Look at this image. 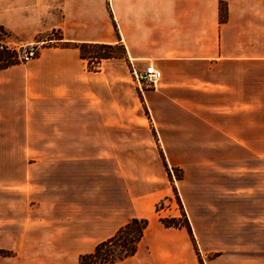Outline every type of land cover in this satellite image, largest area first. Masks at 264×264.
<instances>
[{
    "label": "crops",
    "instance_id": "1",
    "mask_svg": "<svg viewBox=\"0 0 264 264\" xmlns=\"http://www.w3.org/2000/svg\"><path fill=\"white\" fill-rule=\"evenodd\" d=\"M0 26L21 44L58 34L0 70V264H80L133 218L148 220L137 252L108 264H264V183L235 164L255 157L236 125L258 107L264 0H0ZM80 44L118 45L127 68L89 71ZM152 125L168 165L182 156L193 237L156 214L173 188ZM192 141L216 163L187 161Z\"/></svg>",
    "mask_w": 264,
    "mask_h": 264
},
{
    "label": "rangeland",
    "instance_id": "2",
    "mask_svg": "<svg viewBox=\"0 0 264 264\" xmlns=\"http://www.w3.org/2000/svg\"><path fill=\"white\" fill-rule=\"evenodd\" d=\"M4 39V44L9 46L17 51L22 49H29L30 47H34L35 54L31 58V60L38 57L41 49L48 46L55 45V39L58 38V34L55 32L50 33L46 36H41L38 39L32 41L28 44H21L17 42V40L10 34L9 36H2ZM86 51H88L87 56L88 58L85 59L87 62V68L89 71H98L100 68H110L114 70L119 69H126L124 62L120 61V57L122 52L116 46L114 49H102V48H92L86 47ZM110 54L112 58L109 59H100V56L103 54ZM18 54V52H17ZM21 63L30 62L25 61L19 57ZM255 87H254V95H255V103L256 107L254 113L249 115L248 118L246 116H240L238 119L237 128L239 132L242 133L243 136H248L249 140L247 142L239 143V147L249 145V148L254 149L255 157L246 158V157H238L235 161V164H239V171L240 177H244L242 180H249L253 181L256 186L259 184L264 183V156H258L259 154L264 153V66L262 65H255ZM118 79V78H116ZM127 85L131 87V82L129 81V77L127 78ZM131 91L127 89L126 91V101L132 103L130 98ZM128 113L132 116H143L146 118L151 119V114L149 110L145 107L144 104H140L139 102H133V104L128 108ZM220 128V126H219ZM152 132L154 134L155 144H157L160 159L163 160L166 171L167 177L169 180V184L173 188V193L169 197L161 199L158 204L156 205V214L160 219H174L178 220L180 223L183 224L184 220L186 219V215L184 212V208L182 205V201L179 194V188H181L182 180L184 179L185 170L182 167L183 159L182 156H176L174 154V160L177 161L176 166L170 167L166 161V156L164 153V149L162 144L159 140L158 133L155 131V128L152 125ZM218 142H207V148L215 145ZM175 144L180 145L178 142ZM204 142H191V149L192 155L187 160L190 163H200L205 159H211V163H216L215 157H204L201 153L202 148H204ZM4 175V174H3ZM194 175V174H192Z\"/></svg>",
    "mask_w": 264,
    "mask_h": 264
},
{
    "label": "trees",
    "instance_id": "3",
    "mask_svg": "<svg viewBox=\"0 0 264 264\" xmlns=\"http://www.w3.org/2000/svg\"><path fill=\"white\" fill-rule=\"evenodd\" d=\"M221 17L222 20L225 19L226 5L221 3ZM9 36L10 33L3 27L0 26V70L11 67L13 65L21 63L18 58L17 51L4 44V39L2 36ZM118 45L111 44H80L76 45L80 50V55L82 59H87L86 47L92 48H102V49H114ZM119 48V47H118ZM110 54H103L100 59H109L112 56ZM122 57V55H121ZM120 57V58H121ZM162 223L166 227L182 228L185 227L188 232L192 234V229L187 218L184 220L183 224L178 220L174 219H161ZM148 227L147 219L133 218L126 224L121 226L117 232L109 239L100 242L96 245L94 251L89 254H84L80 256V264H108L115 263L124 260L130 256H133L138 249V244L142 240L145 230ZM0 255H10L9 252L0 251Z\"/></svg>",
    "mask_w": 264,
    "mask_h": 264
},
{
    "label": "built area",
    "instance_id": "4",
    "mask_svg": "<svg viewBox=\"0 0 264 264\" xmlns=\"http://www.w3.org/2000/svg\"><path fill=\"white\" fill-rule=\"evenodd\" d=\"M18 55L20 58H22L25 61L31 60L33 55L36 53L34 47H30L27 49L18 50ZM161 78V72L154 68L153 65H148L142 75H140V80L147 84L150 87H155L157 83L160 81Z\"/></svg>",
    "mask_w": 264,
    "mask_h": 264
}]
</instances>
